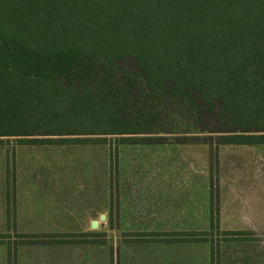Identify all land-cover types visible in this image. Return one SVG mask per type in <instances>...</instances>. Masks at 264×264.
Returning a JSON list of instances; mask_svg holds the SVG:
<instances>
[{"label": "trees", "instance_id": "trees-1", "mask_svg": "<svg viewBox=\"0 0 264 264\" xmlns=\"http://www.w3.org/2000/svg\"><path fill=\"white\" fill-rule=\"evenodd\" d=\"M137 81L214 121L181 143L264 144V0H0V143H162L108 95ZM217 199L211 230L187 235H259L222 231Z\"/></svg>", "mask_w": 264, "mask_h": 264}, {"label": "crops", "instance_id": "crops-1", "mask_svg": "<svg viewBox=\"0 0 264 264\" xmlns=\"http://www.w3.org/2000/svg\"><path fill=\"white\" fill-rule=\"evenodd\" d=\"M110 141L16 139L10 171L0 156V264H11V252L12 264H113L114 239L117 264H223V243L264 237V144L219 146L216 170L206 143L119 144L115 178L103 150ZM213 191L222 231L259 235H214L213 242L187 235L211 230ZM7 206H15L10 221ZM97 206H129L138 215L127 234L107 235L104 248L92 237L67 241L65 234L88 232ZM145 207L153 209L139 212ZM8 226L16 234L2 236ZM234 250L227 262H236Z\"/></svg>", "mask_w": 264, "mask_h": 264}, {"label": "rangeland", "instance_id": "rangeland-1", "mask_svg": "<svg viewBox=\"0 0 264 264\" xmlns=\"http://www.w3.org/2000/svg\"><path fill=\"white\" fill-rule=\"evenodd\" d=\"M121 64L128 70H134V65L130 62H122ZM91 84H94V86L97 85L96 82H93ZM123 88H125L124 85H121L120 83L119 86L112 89L113 91L110 90L108 92V95H110L111 98H114L119 102H124V105L126 106L127 115L132 118V121L135 126L140 128L144 132H149L147 135L162 136V143L176 142L181 144V142L183 141L189 142L194 140L193 137L179 136L181 134L184 136L188 133L200 131L201 128H206L209 130L215 128V123L211 118H206L204 120V123L200 125L199 121H197L195 115L185 102L171 98L149 96L146 91H144V85L138 81L133 84V87L131 88L132 91L130 92L129 97L125 98L124 100L122 99V93L126 89L123 90ZM202 135L205 136L203 137L202 141L207 140L210 142L209 145L212 163L211 170H216L215 161L217 146L215 144V141L217 139V136L215 134H208V132H206V135ZM115 138L116 136L108 137V140H111V144L110 146L103 148V150L108 151L107 155L110 156L112 175L116 178L117 171L119 170V155L121 151L120 146H118L119 144L117 142L113 143V140ZM15 141L16 139L10 138L4 139L3 142L0 143V156L5 157L7 161V170L9 171L13 170L14 168L13 155L15 149ZM113 190L114 193H116V188H113ZM13 208V206H7L9 213V221L11 215L14 216ZM152 209V207H145L139 212L145 214L147 211H151ZM137 215L138 211H131L129 209V206H97V210L95 212H92V223L89 226L88 232L65 234L63 236L69 238V240L67 241H72L75 243L87 241L86 238L92 237V242L96 241V244L99 247L102 246L104 248L107 245L109 246V244L106 243V236H118L122 234H127L128 232L125 231L128 227L124 226H129L131 222L135 223V217ZM14 234L16 233L12 230L11 226L3 228L1 231L2 236ZM262 234H264V232H262ZM70 238L74 239L70 240ZM114 240V249L113 252H111V256L113 258V264H117V256L115 252L117 246L119 247L121 243L117 242V239ZM222 249L226 251H222L225 258L223 264H264V237L252 240L250 242H244L239 244H228L227 242H225L222 244ZM234 249L239 250V252L241 253H234V257L236 256V262H232L233 260L227 262V259H229L230 256H233L232 253L235 252ZM102 255L105 258V254L103 253ZM96 257L97 256L93 255L94 261ZM9 258L11 259L10 262L12 264V252Z\"/></svg>", "mask_w": 264, "mask_h": 264}]
</instances>
